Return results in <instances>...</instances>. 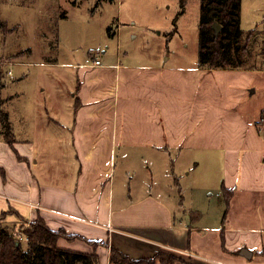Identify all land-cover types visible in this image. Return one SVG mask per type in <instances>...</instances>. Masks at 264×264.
<instances>
[{"label":"crops","instance_id":"0c3cea01","mask_svg":"<svg viewBox=\"0 0 264 264\" xmlns=\"http://www.w3.org/2000/svg\"><path fill=\"white\" fill-rule=\"evenodd\" d=\"M90 55L93 65L77 70L78 84H64L62 95L72 97V106L78 99L69 121L70 102V108L47 102V116L32 119L13 103L20 94L0 98L15 135L12 147L0 126L3 221L41 216L52 229L79 235L60 237L59 247L95 251L99 264H111L110 246L132 258L169 252L192 264H264V108L243 107L264 58L253 69L172 63V55L145 64L119 60L105 68L99 55ZM46 129L53 150L72 149L75 163L61 160L57 168L44 165L35 173L39 146L48 145ZM141 151L176 155L165 175L179 177V195L191 191L189 205L176 199L174 189L164 195L162 188L135 187L133 196H115L117 156ZM190 167L193 177L182 181ZM125 173L134 180L136 175ZM201 190L208 201L197 200Z\"/></svg>","mask_w":264,"mask_h":264},{"label":"rangeland","instance_id":"374dc122","mask_svg":"<svg viewBox=\"0 0 264 264\" xmlns=\"http://www.w3.org/2000/svg\"><path fill=\"white\" fill-rule=\"evenodd\" d=\"M181 3L182 0H0V98L20 94L13 103L24 107L32 119L47 116V102L59 101L62 105L70 102L71 108L68 105L70 109L66 111L69 121V116L72 118L77 112L78 99L76 96L72 106V97L62 95L64 84H78L77 70L93 65L90 52L101 57L105 68L119 60L130 64L166 61L168 55H172V63H195L201 1L185 0L180 12ZM240 24L244 29L256 27L262 30L264 0H242ZM262 38L260 33L253 39L252 50ZM263 56L264 53L259 56L258 64ZM8 70L12 75H8ZM66 77L74 79L68 81ZM3 84H6L5 88H2ZM251 88L255 92L247 93L243 107L263 109L264 69L256 71ZM74 90L73 87L70 89ZM15 108L10 106L12 115L18 113ZM46 132L49 133L48 142L53 137L50 130L46 129ZM51 146L49 142L47 146H39L35 158L40 161V167L35 173L44 165L57 168L65 160L72 165L75 163L72 149L65 148L61 153ZM9 151L13 156L18 154L17 149ZM122 153L115 160L112 177H115V196H133L135 187L142 191L162 188L164 195L173 193L174 189L176 199L189 205L191 191L186 189L179 195V177L173 179L165 175L170 169L173 171L175 154L141 151L125 159L120 157ZM189 170V177L182 174V181L193 177L192 167ZM125 172L136 175L134 180ZM197 200L208 201V196L201 190ZM5 215L0 213V228L15 236L20 234L25 223L20 219L3 221ZM20 240L24 249L27 248L25 236Z\"/></svg>","mask_w":264,"mask_h":264},{"label":"trees","instance_id":"16d2710c","mask_svg":"<svg viewBox=\"0 0 264 264\" xmlns=\"http://www.w3.org/2000/svg\"><path fill=\"white\" fill-rule=\"evenodd\" d=\"M184 1L182 0L180 12L183 11ZM200 1L198 65L208 69L241 67L253 69L260 66L262 60L258 64V59L264 53V30L261 31L256 27L241 28L242 0ZM215 22L221 25V30L217 35L212 27ZM260 33L263 34V38L260 39L261 43H257L256 48L252 50L253 39ZM0 126L4 140L14 147L13 126L1 100ZM0 170L3 174V170ZM225 200L228 204V192H226ZM8 211L17 213V210L12 207ZM194 213H190L192 220ZM22 222L25 225L21 228L20 234L27 239V248L25 249L17 236L6 231L5 228H0V264H99V257L95 251L81 252L57 245L60 237L71 240L78 238L79 235L67 233L63 228L52 229L41 216L30 221L22 218ZM89 241L93 245L100 243L99 241ZM109 259L111 264H175L176 262L192 264L181 256L169 252H158L151 258H132L115 246H110Z\"/></svg>","mask_w":264,"mask_h":264},{"label":"built area","instance_id":"2783aa9c","mask_svg":"<svg viewBox=\"0 0 264 264\" xmlns=\"http://www.w3.org/2000/svg\"><path fill=\"white\" fill-rule=\"evenodd\" d=\"M100 64H101L100 59H99L98 57H95V58H94V65H100ZM263 65H264V64H263ZM7 73H8V75H12L11 70H8ZM261 120L264 121V113L262 114ZM16 236H17L19 239L22 238V234H17Z\"/></svg>","mask_w":264,"mask_h":264},{"label":"water","instance_id":"95a60500","mask_svg":"<svg viewBox=\"0 0 264 264\" xmlns=\"http://www.w3.org/2000/svg\"><path fill=\"white\" fill-rule=\"evenodd\" d=\"M212 27H213L214 32H215L216 35H217V34L220 32V30H221V25H220L219 23H217V22L213 23Z\"/></svg>","mask_w":264,"mask_h":264}]
</instances>
